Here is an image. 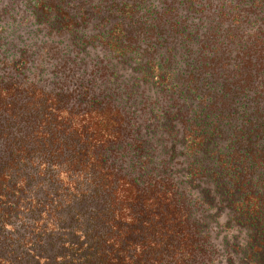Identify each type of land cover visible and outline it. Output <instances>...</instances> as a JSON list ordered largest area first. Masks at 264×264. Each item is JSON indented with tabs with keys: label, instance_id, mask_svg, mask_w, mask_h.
Masks as SVG:
<instances>
[{
	"label": "trees",
	"instance_id": "1",
	"mask_svg": "<svg viewBox=\"0 0 264 264\" xmlns=\"http://www.w3.org/2000/svg\"><path fill=\"white\" fill-rule=\"evenodd\" d=\"M24 3L50 35L79 51L104 48L175 98L176 111L152 120L184 170L176 181L160 169L109 103L76 106L28 83L23 57L0 62V264H213L209 220L226 212V228L247 233L240 264H264V99L217 94L205 76L212 64L205 74L195 59L185 64L189 26L164 22L152 5L143 15L123 3L106 31L88 35L87 12L68 0Z\"/></svg>",
	"mask_w": 264,
	"mask_h": 264
},
{
	"label": "rangeland",
	"instance_id": "2",
	"mask_svg": "<svg viewBox=\"0 0 264 264\" xmlns=\"http://www.w3.org/2000/svg\"><path fill=\"white\" fill-rule=\"evenodd\" d=\"M24 1L0 0V62L10 64L23 57L28 62V83H38L45 91L71 94L76 106L96 99L120 110L126 118L125 126L155 149L159 168L180 181L184 166L179 159L178 163H170L171 142L166 135L157 133L152 120L155 113L176 111L179 103L175 98L144 86L133 64L112 60L104 48L79 51L72 48L68 37L50 35L30 18ZM68 2L75 10L83 8L87 12V25L81 31L88 35L106 31L114 21L110 10L122 9L123 3L137 4L143 15L147 12L144 8L152 5L164 22L184 20L193 38L186 43L190 52L185 64L195 59L204 74L205 65L212 64L214 69L208 70L206 79L225 99L236 95L247 100L264 99V9L253 8L248 0ZM167 24L162 23L161 28L168 36L171 32ZM204 49V57L210 56L211 63L202 60ZM179 129L181 137V125ZM229 218L226 212L217 221L209 220L213 264H240L248 237L244 230L230 226L227 229Z\"/></svg>",
	"mask_w": 264,
	"mask_h": 264
}]
</instances>
